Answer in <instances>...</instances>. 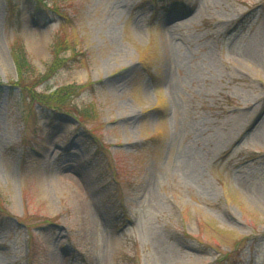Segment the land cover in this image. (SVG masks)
Instances as JSON below:
<instances>
[{
	"label": "rangeland",
	"instance_id": "1",
	"mask_svg": "<svg viewBox=\"0 0 264 264\" xmlns=\"http://www.w3.org/2000/svg\"><path fill=\"white\" fill-rule=\"evenodd\" d=\"M43 1L0 0V264H264V0ZM60 38L73 115L13 87Z\"/></svg>",
	"mask_w": 264,
	"mask_h": 264
},
{
	"label": "trees",
	"instance_id": "2",
	"mask_svg": "<svg viewBox=\"0 0 264 264\" xmlns=\"http://www.w3.org/2000/svg\"><path fill=\"white\" fill-rule=\"evenodd\" d=\"M45 3L48 4L47 1ZM62 40L63 39L60 38L54 41L52 51L53 60L44 74H36L34 72L35 69L28 58L25 46L22 43H16L12 55L18 73V79L13 84V87L21 91L24 102H29L30 106L38 105L51 112H67L73 115L75 113L67 109L68 98L78 91V85L68 84L60 86L50 93L37 91V86H39L40 82L47 80L48 77L53 75L60 67L64 66V64H70L69 62L72 60V57L63 56L64 53L69 50V46L64 45L65 41ZM28 75H32L30 77L31 79L28 78ZM2 89L3 84L0 82V91ZM77 114V116L83 115L82 111H79ZM0 212L6 213L1 196Z\"/></svg>",
	"mask_w": 264,
	"mask_h": 264
},
{
	"label": "bare ground",
	"instance_id": "3",
	"mask_svg": "<svg viewBox=\"0 0 264 264\" xmlns=\"http://www.w3.org/2000/svg\"><path fill=\"white\" fill-rule=\"evenodd\" d=\"M37 44L39 46L38 49L41 48V40L40 39H38Z\"/></svg>",
	"mask_w": 264,
	"mask_h": 264
}]
</instances>
